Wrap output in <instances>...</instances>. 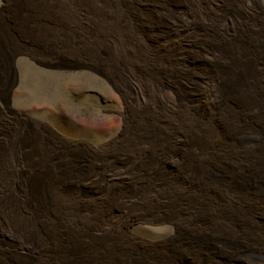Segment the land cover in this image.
I'll return each mask as SVG.
<instances>
[{"label":"rangeland","instance_id":"obj_1","mask_svg":"<svg viewBox=\"0 0 264 264\" xmlns=\"http://www.w3.org/2000/svg\"><path fill=\"white\" fill-rule=\"evenodd\" d=\"M130 2L140 18L121 40L163 83L166 106L126 79L130 67L123 71L113 58L121 44L105 34L102 40L43 25L12 36L8 56L0 54V151L14 149L20 159L18 197L27 196L31 179L43 180L53 188L50 197L131 216L126 230L64 231L56 241L33 245L1 235L0 264H254L248 258H264V198L256 197L254 177L248 174V200L173 194L190 184L184 163L192 154L176 118L193 107L205 120L216 118L222 131L219 118L225 110L235 117V107L214 90L235 75L264 104V0ZM16 4L0 0V24L11 20ZM221 22L229 23L228 35L217 27ZM22 152L41 154L46 162L39 165L48 168H30L33 159L28 164Z\"/></svg>","mask_w":264,"mask_h":264},{"label":"bare ground","instance_id":"obj_2","mask_svg":"<svg viewBox=\"0 0 264 264\" xmlns=\"http://www.w3.org/2000/svg\"><path fill=\"white\" fill-rule=\"evenodd\" d=\"M139 18V13L130 0H17L11 11V20L0 24V54L8 56L6 48L12 36L42 31L39 29L43 25L52 27L56 32L74 28L75 32L91 33L102 40V35L105 34L121 44L115 46L113 58L116 64L124 67L123 71L130 67L126 79L142 93L151 91L157 103L166 106L163 83L156 73L138 58L139 52L132 50L135 47L126 40L124 42L121 40L125 32H129L137 24ZM68 24L71 26L65 28ZM217 27L222 28L228 35V22H221V26ZM82 37L85 38L81 35ZM232 80V84L223 82L214 90L220 99L235 107H233L235 117L230 115L231 111L225 110L224 116L219 118L223 126L222 131H217L216 118L205 120L193 107L188 109L185 118L182 115V118L175 119L177 130L186 136L187 145L192 152L191 157L184 163L190 173V184L182 194L173 192L176 197L183 195L182 197L192 199H207L210 195H218L236 201L248 200L252 198L247 180L249 174L257 183L256 197L264 198V104L260 102L258 95L255 97L250 95V93L256 95L254 89L251 91L241 85L243 81L241 76L235 75ZM241 115H248V118H240ZM250 115L253 118H250ZM21 155L29 161L28 164L31 163L32 157L33 165L30 164L29 167L34 170L38 167L48 168L47 165H39L41 161L46 162L41 160L39 153L22 152ZM19 160L14 149L0 151V239L1 235L4 237L9 235L18 241L30 242L33 245L35 241H56L60 239L57 233L64 231L126 230L131 216L115 213L114 210L88 211L75 199L50 197L53 188L43 183V180L31 179L26 184L27 196L19 198L16 192L19 184L15 181V177L20 174ZM83 210L86 213H83ZM248 260L254 264H264V258L254 257ZM108 263L111 264L112 261L109 260Z\"/></svg>","mask_w":264,"mask_h":264}]
</instances>
